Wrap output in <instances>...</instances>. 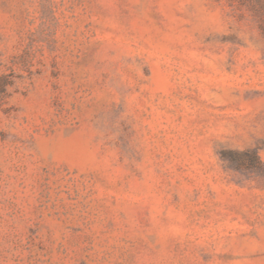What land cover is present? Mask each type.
I'll use <instances>...</instances> for the list:
<instances>
[{
    "label": "rangeland",
    "instance_id": "1",
    "mask_svg": "<svg viewBox=\"0 0 264 264\" xmlns=\"http://www.w3.org/2000/svg\"><path fill=\"white\" fill-rule=\"evenodd\" d=\"M263 28L264 0H0V264H264Z\"/></svg>",
    "mask_w": 264,
    "mask_h": 264
},
{
    "label": "trees",
    "instance_id": "2",
    "mask_svg": "<svg viewBox=\"0 0 264 264\" xmlns=\"http://www.w3.org/2000/svg\"><path fill=\"white\" fill-rule=\"evenodd\" d=\"M228 159L233 161L236 167L240 168L260 167L261 165V160L258 154L253 150L233 152Z\"/></svg>",
    "mask_w": 264,
    "mask_h": 264
}]
</instances>
